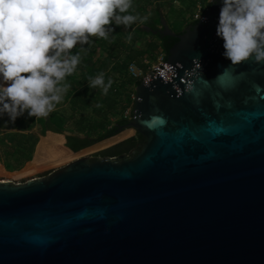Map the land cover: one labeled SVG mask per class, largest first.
Listing matches in <instances>:
<instances>
[{"label": "water", "instance_id": "95a60500", "mask_svg": "<svg viewBox=\"0 0 264 264\" xmlns=\"http://www.w3.org/2000/svg\"><path fill=\"white\" fill-rule=\"evenodd\" d=\"M220 7L179 34L161 20L177 42L116 135L46 175L0 179V264H264V63L223 57ZM129 129L144 139L131 159L84 158Z\"/></svg>", "mask_w": 264, "mask_h": 264}, {"label": "clouds", "instance_id": "9594fccd", "mask_svg": "<svg viewBox=\"0 0 264 264\" xmlns=\"http://www.w3.org/2000/svg\"><path fill=\"white\" fill-rule=\"evenodd\" d=\"M220 3L216 36L223 40V57L233 66L253 57L264 63V0ZM130 8L131 0H0V116L13 123L25 112L47 118L71 87L65 77L73 74L91 38L108 39L113 24L129 28L147 20L128 14ZM127 39L131 42V33ZM112 83L100 73L89 87L107 95Z\"/></svg>", "mask_w": 264, "mask_h": 264}, {"label": "trees", "instance_id": "16d2710c", "mask_svg": "<svg viewBox=\"0 0 264 264\" xmlns=\"http://www.w3.org/2000/svg\"><path fill=\"white\" fill-rule=\"evenodd\" d=\"M131 3L128 14H138L147 17V20L143 24H132L129 28L113 24L114 32L109 34L108 39L91 38V44L84 45L87 52L81 54V61L75 71L65 77L64 82L71 87L47 118L36 119L25 112L13 123L6 114L0 116V163L6 170L22 169L32 159L39 135L44 136L46 131H68L84 136L67 137L68 144L75 150L90 147L116 135L117 128L130 120L125 112L133 108L134 89L140 83L129 74L128 66L133 63L146 70V61H154L159 54H163L166 59L168 50L177 39L164 36L158 30L161 20L164 19L171 30L179 34L187 25H194L198 21L194 19L196 11L200 9L203 13L210 5V0H131ZM175 23L178 24L176 28ZM130 33L131 42L127 39ZM76 51H79V46L73 53ZM100 73H104L105 83L109 79L113 81L107 95L100 88L89 87L90 78ZM128 134L125 130L119 140ZM142 140L140 134L134 133L115 144L114 147H118L119 151H114V147L105 148L94 156L113 158L121 153L129 158ZM61 141V138L51 136L48 142H55L61 147ZM78 155L70 151L66 158L54 161L51 166ZM20 173L16 174L17 177H23Z\"/></svg>", "mask_w": 264, "mask_h": 264}, {"label": "crops", "instance_id": "0c3cea01", "mask_svg": "<svg viewBox=\"0 0 264 264\" xmlns=\"http://www.w3.org/2000/svg\"><path fill=\"white\" fill-rule=\"evenodd\" d=\"M46 132H49V133H47V135H45ZM46 132L44 134L45 138H42L43 136L39 135V139H38V142H37V144L39 143V148H38L36 156H35V151H36L37 144L35 146V150L33 152L32 159L29 162H27L23 166L22 169H20L18 171H8V170L5 169L4 165L2 163H0V179L2 181H13V182L16 183L18 179L23 178V177H15V174L24 171L30 164H33L35 162L39 163V165H42V166H44L43 164H45V167H39L36 172L43 171V170L48 169L49 167H51V164L54 161L59 162L62 159L66 158L70 151L73 152L74 154H76V153L79 154V152L81 150H83V149H81V150L73 149L68 144L67 137H66V144H64L63 141H61L63 143L61 147H59L58 144H56L55 142H53L52 144H49L51 142V141L48 142L49 141V137L54 136V137H58V139H59L60 136L57 135L59 133H55V132H52V131H46ZM47 144H49V147H47ZM79 155L76 156L75 158L79 157ZM75 158H73V159H75ZM32 175L33 174H31L29 176H32ZM29 176H26V178H28ZM33 178H36V177H33ZM30 179H32V178H30ZM27 180H29V179H27Z\"/></svg>", "mask_w": 264, "mask_h": 264}, {"label": "built area", "instance_id": "2783aa9c", "mask_svg": "<svg viewBox=\"0 0 264 264\" xmlns=\"http://www.w3.org/2000/svg\"><path fill=\"white\" fill-rule=\"evenodd\" d=\"M201 16V10H197L195 15H194V19H197L198 16ZM198 20V19H197ZM165 60V57L163 54H159L158 56H156L155 60L152 61V62H148L146 61V64H148V67L146 70H142L141 68H139L138 66H136L135 64L131 63L129 66H128V72L129 74L134 78V79H137V80H142L144 76H146L149 72L151 73H155V72H158V73H161L165 70V65L163 64ZM132 108L131 109H128L126 112H125V116H128L130 118V112H131ZM131 119V118H130Z\"/></svg>", "mask_w": 264, "mask_h": 264}, {"label": "rangeland", "instance_id": "374dc122", "mask_svg": "<svg viewBox=\"0 0 264 264\" xmlns=\"http://www.w3.org/2000/svg\"><path fill=\"white\" fill-rule=\"evenodd\" d=\"M176 26L178 27V24H177V23L174 24V27H175V28H176ZM126 131H128L129 134L126 135V136H124L122 139L127 138V137H129V136H131V135L134 134L133 130H131V129L126 130ZM124 132H125V131H122L120 134H122V133H124ZM79 154H80L79 157H83V155H84V153L82 152V150L79 152ZM91 156H92V155H91ZM72 160H73V159H72ZM70 161H71V160L66 161V162H64V163H59V164H57V165H55V166H51V167H49L48 169H45V170H43V171H39V172H36V171L38 170V168H39V167H44L45 164H43L44 166L39 165V163H37V162H35V163H33V164H30V165H29L24 171H22V172L20 173V175H22L23 178L18 179L16 183H21V182H23V181H25V180H27V179L33 178V177H40V175L43 176V175L47 174V172L49 173V172H51V171H53V170L60 169V168L64 167V166H65L68 162H70ZM35 172H36V173H35ZM34 173H35V174H34ZM31 174H33V175H32V176H29V175H31ZM26 176H29V177L26 178ZM15 177H17L16 174H15ZM18 181H19V182H18Z\"/></svg>", "mask_w": 264, "mask_h": 264}, {"label": "flooded vegetation", "instance_id": "af4514ba", "mask_svg": "<svg viewBox=\"0 0 264 264\" xmlns=\"http://www.w3.org/2000/svg\"><path fill=\"white\" fill-rule=\"evenodd\" d=\"M158 29V28H157ZM154 32H156V31H154ZM143 143H144V139L136 146V148L130 153V156L131 157H129L128 158V156L127 155H125V154H119L118 156H116L117 158H120V159H124V158H126V159H131L136 153H138L139 152V150H140V148H141V146L143 145ZM123 148V147H122ZM114 149V151H119L120 149H118V147L117 148H113ZM84 158H87V161H93V160H96V159H101V158H96V156H88V157H84Z\"/></svg>", "mask_w": 264, "mask_h": 264}]
</instances>
